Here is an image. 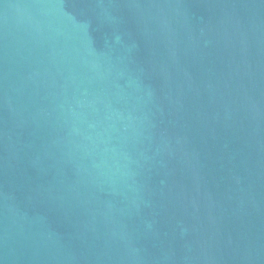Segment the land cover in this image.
<instances>
[{
  "label": "water",
  "instance_id": "95a60500",
  "mask_svg": "<svg viewBox=\"0 0 264 264\" xmlns=\"http://www.w3.org/2000/svg\"><path fill=\"white\" fill-rule=\"evenodd\" d=\"M0 264H264V0H0Z\"/></svg>",
  "mask_w": 264,
  "mask_h": 264
}]
</instances>
